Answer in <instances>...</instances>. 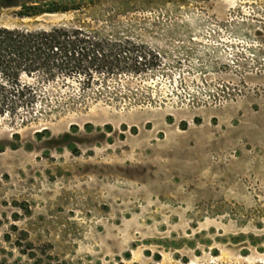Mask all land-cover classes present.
Listing matches in <instances>:
<instances>
[{
	"label": "rangeland",
	"instance_id": "1",
	"mask_svg": "<svg viewBox=\"0 0 264 264\" xmlns=\"http://www.w3.org/2000/svg\"><path fill=\"white\" fill-rule=\"evenodd\" d=\"M59 26L162 63L152 96L0 120V264H264V0H0V27Z\"/></svg>",
	"mask_w": 264,
	"mask_h": 264
},
{
	"label": "trees",
	"instance_id": "2",
	"mask_svg": "<svg viewBox=\"0 0 264 264\" xmlns=\"http://www.w3.org/2000/svg\"><path fill=\"white\" fill-rule=\"evenodd\" d=\"M59 4L29 7L21 17L67 12ZM160 54L132 37L86 26L28 30L0 27V120L27 124L45 114L88 108L103 101L122 105V79L146 84L161 66ZM157 103L155 99H149ZM158 255L156 262H160ZM220 264V263H217Z\"/></svg>",
	"mask_w": 264,
	"mask_h": 264
}]
</instances>
